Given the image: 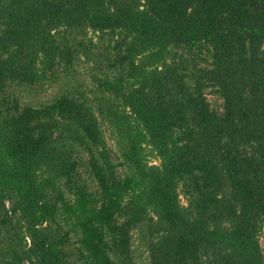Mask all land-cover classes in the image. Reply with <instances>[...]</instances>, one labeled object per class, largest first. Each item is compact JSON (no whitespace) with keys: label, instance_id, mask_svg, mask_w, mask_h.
I'll list each match as a JSON object with an SVG mask.
<instances>
[{"label":"trees","instance_id":"obj_1","mask_svg":"<svg viewBox=\"0 0 264 264\" xmlns=\"http://www.w3.org/2000/svg\"><path fill=\"white\" fill-rule=\"evenodd\" d=\"M262 239L264 0H0V264H264Z\"/></svg>","mask_w":264,"mask_h":264},{"label":"rangeland","instance_id":"obj_2","mask_svg":"<svg viewBox=\"0 0 264 264\" xmlns=\"http://www.w3.org/2000/svg\"><path fill=\"white\" fill-rule=\"evenodd\" d=\"M97 41V39H95ZM91 66L88 64H85L82 60L79 62V65L77 67V73L76 75L79 76V74L83 77L86 78V81L84 82V84H90L91 82V78L90 74H91ZM56 91V87L55 88H49L46 91H44L43 93L39 94V96L41 97V99L46 100L49 98L50 95H53ZM207 97L212 105L213 109H219L222 105V101L221 99L214 94L213 91L209 90L207 92ZM221 110V109H220ZM106 140L109 144V146L115 150V141L113 140V136L110 134L109 131H106ZM152 164H158V160L156 159H152L151 160ZM182 203L184 205H187V202L185 200L184 197H182ZM261 244L264 246V239L261 240ZM135 248V255H136V259H137V264H148V254L147 251L145 249L144 246H142L141 244H138V242H135L134 245Z\"/></svg>","mask_w":264,"mask_h":264}]
</instances>
